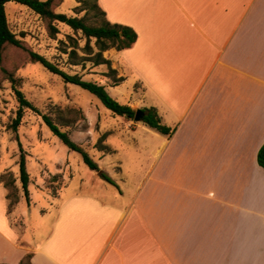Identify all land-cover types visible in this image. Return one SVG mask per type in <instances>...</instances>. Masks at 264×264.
<instances>
[{"label": "crops", "instance_id": "1", "mask_svg": "<svg viewBox=\"0 0 264 264\" xmlns=\"http://www.w3.org/2000/svg\"><path fill=\"white\" fill-rule=\"evenodd\" d=\"M98 4L138 35L104 55L122 83L137 82L129 106L156 109L173 133L148 176L125 179L130 191L112 178L115 192L97 181L92 192L46 194L48 227L33 236L32 205L12 218L2 186L0 264H264V0ZM78 5L62 0L56 13Z\"/></svg>", "mask_w": 264, "mask_h": 264}, {"label": "rangeland", "instance_id": "2", "mask_svg": "<svg viewBox=\"0 0 264 264\" xmlns=\"http://www.w3.org/2000/svg\"><path fill=\"white\" fill-rule=\"evenodd\" d=\"M81 1L79 9L87 2L92 5L90 0ZM17 6L7 10L8 23L28 49L71 75H79L86 81L104 86L113 85L114 79L103 76L107 67L94 65L93 57L98 52L95 40L90 43L93 53L89 54L82 33H75L62 24H58L60 33L57 37L51 38L47 24L38 15L24 6ZM78 10L74 9L70 17L85 16V12L79 13ZM93 15L94 12H91L90 17ZM72 51H75V55L71 54ZM11 76L19 81L18 88L41 113L26 111L18 129L30 174L32 206L27 210L29 236H33L34 229L41 232L48 227L50 216L48 218L44 214L50 209V204L46 194L54 197L61 192L65 197L77 189L82 193L92 192L97 181L109 191H116L114 185L106 183L86 166L81 154L70 151L51 133L43 121V115L49 116L63 131L68 132L72 141L83 147L101 170L124 190L130 191L134 186L129 184L128 187L126 178L140 179L151 173L149 170L156 159L155 147L161 143L163 134L143 122L132 121L131 124L127 119L113 115L96 96L78 86L64 83L42 65L32 63L23 50L10 47L0 61V191L7 184L5 189L12 218L19 204L23 206L21 209L20 205V211L26 210L28 204L20 180L19 146L12 129L19 103ZM136 85V80L130 76L125 83L107 91L121 104L129 105L127 100L130 93L134 90L140 93ZM130 125H135L136 129ZM100 147H108L110 152H101ZM118 166L122 168V173ZM39 208H42L43 214H40ZM13 224L23 226L18 218L13 220ZM36 243H39V239Z\"/></svg>", "mask_w": 264, "mask_h": 264}, {"label": "trees", "instance_id": "3", "mask_svg": "<svg viewBox=\"0 0 264 264\" xmlns=\"http://www.w3.org/2000/svg\"><path fill=\"white\" fill-rule=\"evenodd\" d=\"M76 1L78 4L82 3L81 0ZM90 1L92 2V5H90V2L84 4L88 6V9L86 6L81 9H79V7L75 8L76 10L79 9V13L85 12V16L70 17L65 14L56 13V8L61 4L62 0H0V61L2 60L4 52L7 48L12 47L21 49L28 54L29 60L32 63L42 65L50 73L59 76L64 83L78 86L96 96L101 101L103 106L113 115L134 121L136 113L135 110L131 106L121 104L116 99L112 98L108 93L106 86L100 85L96 82L86 81L79 75H71L44 56L28 49L24 42L18 39L17 35L12 32L8 23L6 5L9 3H15L30 9L38 15L47 24L51 38L55 39L57 37L60 33L58 24H63L75 33H82L86 39L85 49L89 54L93 53L90 43L92 40H95L98 52L93 57L94 65H103L107 67V72L104 73L103 76L105 78L114 79L112 86L115 87L121 84L124 79L117 77V71L112 68L111 61L105 58L104 53L111 49L123 51L132 48L137 42L138 35L135 30L130 27L110 23L106 18L105 12L99 6L98 0ZM91 12H94L92 17H90ZM70 39L73 38L70 37ZM71 54L75 55V51H72ZM10 80L13 84V89L19 103V109L17 111L16 118L13 121L12 129L15 133L20 151V180L25 199L27 204L30 205V174L27 170L26 153L20 141L18 129L23 121L26 111L29 110L37 114L41 113L39 109L35 107L18 88L19 81L13 76L10 77ZM143 111L145 115L141 122L163 135L170 136L173 133V129L162 123L156 109L145 108ZM43 121L51 133L57 137L65 147H67L70 151L82 155L84 163L90 170L96 172L105 182L116 186L115 181L107 173L101 170L100 166L91 158L89 153L83 147L72 141L68 132L63 131L61 127L47 115H43ZM99 151L104 153L110 152L108 147H100ZM258 164L264 169V145L258 152ZM5 187H8L7 184H5ZM31 260L32 255H27L21 264H32Z\"/></svg>", "mask_w": 264, "mask_h": 264}, {"label": "water", "instance_id": "4", "mask_svg": "<svg viewBox=\"0 0 264 264\" xmlns=\"http://www.w3.org/2000/svg\"><path fill=\"white\" fill-rule=\"evenodd\" d=\"M135 112L136 113H135L134 121L135 122H141L144 115H145L144 111L142 109H138Z\"/></svg>", "mask_w": 264, "mask_h": 264}]
</instances>
